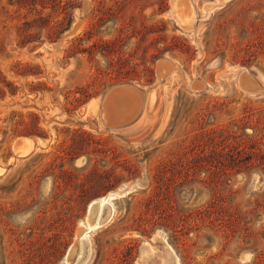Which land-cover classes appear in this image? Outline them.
I'll return each mask as SVG.
<instances>
[{
	"label": "rangeland",
	"instance_id": "1",
	"mask_svg": "<svg viewBox=\"0 0 264 264\" xmlns=\"http://www.w3.org/2000/svg\"><path fill=\"white\" fill-rule=\"evenodd\" d=\"M190 1L0 0V264H264V0Z\"/></svg>",
	"mask_w": 264,
	"mask_h": 264
},
{
	"label": "bare ground",
	"instance_id": "2",
	"mask_svg": "<svg viewBox=\"0 0 264 264\" xmlns=\"http://www.w3.org/2000/svg\"><path fill=\"white\" fill-rule=\"evenodd\" d=\"M220 1L221 2H219V3L224 2L223 0H220ZM179 5H180V9L178 10ZM210 6H211V8L214 7V5L212 3ZM172 12H173L175 19L177 20V22L181 26H183L184 28H189L190 26H192L193 20L195 17V10H194V7H193L190 0H172ZM164 62L160 65V69H162V66L166 65ZM245 76H246V79L244 78ZM245 76L243 77L244 80H243L242 84L246 89L252 88L253 86H250V85H252L254 83L257 84L252 78L248 79V77H247L248 75H245ZM121 88H124V87H118V88L114 89L115 91L112 90L113 92H111L110 97L107 100L108 103L106 101V106L109 105L110 99H112V102L114 101V104H117L119 102L116 98L118 94L119 95H121L123 93L124 94H131V93L134 94L135 92H137V91L132 90V88H130V89H127V88L121 89ZM128 99H131V98L129 97ZM133 108H134V106H133ZM130 114L131 113L129 112L128 115H130ZM103 201L102 200L96 201L91 206V209L89 212V223L87 226H83L80 228L79 234H78V241L80 238L82 239L85 236V234L88 230L102 225L103 222L106 220L105 217H101V215H100L101 206H102ZM76 244H78V243H76ZM73 256H75L76 258L73 259L72 258ZM78 256H79L78 250L76 251V246L74 245V247L70 250V253H69L66 261L76 263V262H78ZM84 262H85V260L82 261V263H84Z\"/></svg>",
	"mask_w": 264,
	"mask_h": 264
},
{
	"label": "water",
	"instance_id": "3",
	"mask_svg": "<svg viewBox=\"0 0 264 264\" xmlns=\"http://www.w3.org/2000/svg\"><path fill=\"white\" fill-rule=\"evenodd\" d=\"M92 205H93V203H92Z\"/></svg>",
	"mask_w": 264,
	"mask_h": 264
}]
</instances>
